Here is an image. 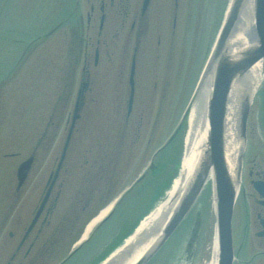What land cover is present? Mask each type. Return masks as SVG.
Listing matches in <instances>:
<instances>
[{
  "label": "rangeland",
  "instance_id": "obj_1",
  "mask_svg": "<svg viewBox=\"0 0 264 264\" xmlns=\"http://www.w3.org/2000/svg\"><path fill=\"white\" fill-rule=\"evenodd\" d=\"M74 1L1 0L0 3V228L3 217H6L5 226L3 225L4 228L0 233V264H6L15 252L48 174L55 168L69 129L67 120L73 114L82 82H88L89 88L80 111L81 117L75 124L66 168L61 174L62 184L54 189L55 192L61 189V197L57 202L52 227L47 235L52 240L47 244V248H43V242L38 243L24 259L28 242L16 258L15 264L17 262L23 264H88L89 257H91L89 253L97 252L105 255L122 242L126 234L117 232L116 227L112 230L103 228L92 243L86 244L72 258L67 253L69 245L61 247L57 254L49 252V245L58 239L59 233H63L67 221L69 222V219L76 216L78 202L84 197L81 194L90 187L89 183L101 182V187H106L110 184L111 177H118V182L111 189V185L106 188L103 191L106 193L101 197L103 205L118 197L114 201V206L119 202L115 214L117 220L121 217L123 205L128 204L137 194L128 186L129 183L133 182L141 172L144 173L145 167L152 160L154 167L159 166L166 157L170 163L176 162L181 149L180 142L182 141L184 145V136L180 142L177 141L179 143H173L174 146L170 145L163 150L160 148L178 126V121L186 108L185 105L189 101V96L201 71L203 52L209 34L214 40L223 10L229 2V0L153 1L157 15L152 18L150 39L145 40L147 43L143 44L142 53L140 52L138 70L140 90L136 93V105L138 106L139 102L143 101L144 108L139 109L135 106L131 117L132 122L126 128L124 118L128 89L127 82H123L122 78H127L126 75L128 76L129 72V62L127 64L129 51L126 53L125 49L127 28L126 26L124 29L120 28V19L115 17L113 20L108 15L104 32L99 36L98 7L92 17L93 27L87 29L90 5L97 3L93 0L89 2L82 0L80 13L73 14L74 18L72 14L69 17ZM174 13L177 19L172 23ZM187 15L190 23L185 40L184 68L178 77L177 72L174 74V83L171 80V86L165 94L163 85H157L156 90L153 85H150L157 80L153 72V69L157 68L155 56L160 52L161 59V49L167 44L165 34L171 35L178 28L179 32L175 35L183 41ZM198 26L201 32L200 41L196 47L195 35ZM156 31L162 38L163 46L161 45L160 49L154 48L151 53L147 46L153 47L151 43L155 42ZM97 40H100V45H97ZM177 41L176 38L173 45ZM98 47L100 50L99 65L95 66V50ZM107 50H109L108 53ZM160 59L157 76L159 80H164L166 76L163 75L164 56L162 55V63ZM120 65L128 69L122 71L124 67L120 70ZM120 73L122 77L119 80ZM143 86H146L145 92H141ZM142 93L144 97H141ZM263 107L264 84L251 111L253 120L258 117V113L262 118ZM140 112H142L143 119L139 133L138 129L135 130L136 126L139 127L137 122L134 125L132 123L139 118ZM41 137L43 142L39 141ZM186 138L187 134H185V142ZM185 147L186 145L182 146L180 161L185 153ZM31 152L35 153L40 160L39 170L38 167L35 168L38 171L34 175V180L27 182L24 192L14 204L16 170L20 162L26 159ZM41 160L44 162L42 163ZM94 165L106 166L102 171L103 178H100L102 173L99 175L93 173L96 170H93ZM38 176H42L41 183H37ZM85 187L87 188L82 190ZM151 188L152 184L149 185L148 193ZM207 194L205 193L203 197ZM148 199L149 196H146L145 201ZM140 200L143 199L140 198ZM13 204L15 207L10 210ZM149 204L150 200L146 206L148 207ZM69 205L73 207L67 210ZM207 205V210L201 209V216L199 215L200 210H197V213L195 212L191 217V226L197 216L199 217L197 239L192 248L193 256L190 257L188 254V245L193 233L189 226L186 231L181 228L176 232L150 264L211 263L213 229L210 219L212 217L210 190ZM66 212L70 216H66ZM137 215L138 209L134 207L130 219L131 224L139 218L140 215ZM61 219L66 221L65 225L55 229ZM16 220L21 222L18 227L15 225ZM111 222L110 225L115 224L113 220ZM97 225L98 223L94 224L91 230H94ZM54 229L55 234L58 235L57 238H53ZM11 231L16 233L14 239L8 237ZM83 236L80 242L89 237L90 233ZM76 237V235H73V238L67 235L62 239L64 242L61 245L69 244ZM42 248L43 253H41Z\"/></svg>",
  "mask_w": 264,
  "mask_h": 264
},
{
  "label": "water",
  "instance_id": "obj_2",
  "mask_svg": "<svg viewBox=\"0 0 264 264\" xmlns=\"http://www.w3.org/2000/svg\"><path fill=\"white\" fill-rule=\"evenodd\" d=\"M264 65V0H233L204 79L210 80L207 104V132L202 150L192 176L180 199L165 221L148 236L140 246H129L109 264H147L162 248L177 229L198 199L211 174L216 203L218 234L217 264L232 263L231 218L240 177L241 157L245 144L247 118L251 106V93L245 92L236 112V135L242 143L236 165H231L226 156L227 123L231 97L238 92L257 65ZM86 84L83 88H86ZM237 89V90H236ZM79 94V99L81 97ZM79 99L76 104L73 124L79 117ZM72 130L65 143L63 161ZM31 160L19 169L22 183Z\"/></svg>",
  "mask_w": 264,
  "mask_h": 264
},
{
  "label": "flooded vegetation",
  "instance_id": "obj_3",
  "mask_svg": "<svg viewBox=\"0 0 264 264\" xmlns=\"http://www.w3.org/2000/svg\"><path fill=\"white\" fill-rule=\"evenodd\" d=\"M101 12L100 22L103 24L107 18V13L111 12L116 15H120V23L123 26L129 27L126 38V48L129 49L133 44L132 55L130 58V65L135 63L137 65V57L139 54L140 46L143 44V40L146 39L153 16L157 15L155 11L153 0H150L148 7L143 10L144 0H96ZM133 2L135 4H133ZM141 3V4H140ZM94 11V5L91 7ZM153 12V15H152ZM177 19L176 13L172 15V23ZM155 42L151 43L154 48L158 49L161 46L162 38L156 31ZM175 35V32H174ZM159 57L156 56V59ZM134 101V105H135ZM130 116L127 118L129 120ZM257 121H252L248 126V142L245 159L243 162L242 179L239 193L233 209L232 217V243H233V262L232 264H264V119L256 118ZM138 129L140 133L141 124ZM141 134H139L140 136ZM34 165L38 167L39 163L37 155L32 154ZM42 163L44 162L41 160ZM64 166L61 167L57 178L55 180L54 188L49 200L42 207L40 216L38 217L33 229L27 235L28 227L34 216L39 211L43 195L46 191L47 184L51 178L52 171L48 174L43 191L38 198L36 205L32 211L31 218L28 225L24 228L22 238L18 241L15 252L10 257V260L6 264H15L16 258L20 254L24 246L29 242L28 247L24 254V259L32 252L37 242L42 240V237L47 232L50 226L51 216L56 200L60 196V191L55 192L54 189L57 185L62 184L61 174ZM100 168V167H99ZM101 169V168H100ZM37 170V171H38ZM33 168L29 171L26 183L22 188L16 190L24 192V187L27 182H31L35 178L37 173ZM37 183L42 180V176L37 177ZM41 183V182H40ZM16 227L21 225L19 220L15 221ZM16 232L18 229L15 228ZM12 238L15 237L14 233L10 234ZM24 240V241H23ZM23 243L21 244V242ZM192 246V244H190ZM17 264H23L17 262Z\"/></svg>",
  "mask_w": 264,
  "mask_h": 264
},
{
  "label": "bare ground",
  "instance_id": "obj_4",
  "mask_svg": "<svg viewBox=\"0 0 264 264\" xmlns=\"http://www.w3.org/2000/svg\"><path fill=\"white\" fill-rule=\"evenodd\" d=\"M264 76V71L261 65H257L254 70L250 73V76L246 79L243 84L237 86L238 92H234L231 97V106L233 110L229 111L227 132L225 136L226 141V156L231 165H236L237 158L240 152V143L236 135V112L242 96L245 92H255L256 86L261 82ZM210 80L206 82L203 88V92L200 98L195 102L194 108L191 112V124L188 131L187 143L184 153V158L180 167L179 175L174 182L173 187L167 194V198L163 201L156 210L148 217L141 225L142 236H149L153 233L165 220L174 208L178 197L184 191L187 183L189 182L193 169L200 156L202 146L205 140V134L207 132V100L208 93L210 92ZM236 89V90H237ZM110 207L103 211L99 217L96 218L98 221L103 217Z\"/></svg>",
  "mask_w": 264,
  "mask_h": 264
}]
</instances>
